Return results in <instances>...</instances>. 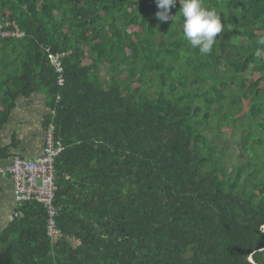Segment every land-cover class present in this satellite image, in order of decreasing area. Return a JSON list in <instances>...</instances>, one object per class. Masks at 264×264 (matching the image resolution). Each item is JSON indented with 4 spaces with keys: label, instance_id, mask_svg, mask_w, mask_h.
Returning <instances> with one entry per match:
<instances>
[{
    "label": "trees",
    "instance_id": "obj_1",
    "mask_svg": "<svg viewBox=\"0 0 264 264\" xmlns=\"http://www.w3.org/2000/svg\"><path fill=\"white\" fill-rule=\"evenodd\" d=\"M203 3L225 25L208 54L179 2L161 23L154 0H0L25 33L0 40V132L43 96V134L64 148L56 243L44 204H15L0 264H264V0ZM44 47L70 53L61 86ZM212 125L240 133L242 166ZM15 135L0 162L24 158Z\"/></svg>",
    "mask_w": 264,
    "mask_h": 264
},
{
    "label": "built area",
    "instance_id": "obj_2",
    "mask_svg": "<svg viewBox=\"0 0 264 264\" xmlns=\"http://www.w3.org/2000/svg\"><path fill=\"white\" fill-rule=\"evenodd\" d=\"M25 33L15 23L5 20L0 21V40L22 39ZM50 55L49 63L54 68L58 78V85L64 82V69L62 61L70 53L52 54L49 47H44ZM59 100V99H58ZM56 128L49 125L44 134L42 154L36 159H26L16 156L7 164L0 166V178H10L13 184L15 204L24 203L44 204L49 210L50 220L48 232L52 243H56L59 231L52 217L55 215L53 203L56 199L58 186L55 179V164L63 152V147L56 141ZM17 217L16 214H14Z\"/></svg>",
    "mask_w": 264,
    "mask_h": 264
},
{
    "label": "crops",
    "instance_id": "obj_3",
    "mask_svg": "<svg viewBox=\"0 0 264 264\" xmlns=\"http://www.w3.org/2000/svg\"><path fill=\"white\" fill-rule=\"evenodd\" d=\"M36 97V96H35ZM33 97V100L19 99L16 109L12 112L8 123L0 132L1 145L7 147L12 142L13 134L16 135L18 143L17 149L12 150V153L21 155L27 159L37 158L44 145V134L42 131V119L44 112V101L40 97ZM35 110H33V108ZM17 114V117L14 114ZM19 127V131L15 130ZM38 129V132H37ZM10 132V133H9ZM4 133L7 137H4ZM39 134L42 140H39ZM9 162H0V166L7 165ZM13 197V185L9 178H0V232L11 223V216L15 209V201ZM9 199V204L7 202Z\"/></svg>",
    "mask_w": 264,
    "mask_h": 264
},
{
    "label": "clouds",
    "instance_id": "obj_4",
    "mask_svg": "<svg viewBox=\"0 0 264 264\" xmlns=\"http://www.w3.org/2000/svg\"><path fill=\"white\" fill-rule=\"evenodd\" d=\"M159 9L155 16L161 23L173 21L177 15H170L171 9L180 4L179 16L182 18L183 38L200 54L211 52L217 36L225 25L215 9L205 7L203 0H154ZM264 43V41H262Z\"/></svg>",
    "mask_w": 264,
    "mask_h": 264
},
{
    "label": "rangeland",
    "instance_id": "obj_5",
    "mask_svg": "<svg viewBox=\"0 0 264 264\" xmlns=\"http://www.w3.org/2000/svg\"><path fill=\"white\" fill-rule=\"evenodd\" d=\"M102 75L105 76L107 75V73L103 71ZM36 97H39V96L36 95ZM36 97H35V100H36ZM40 100H44V97L40 96ZM35 108L36 107H34L33 110H35ZM14 116L17 117V114L15 113ZM15 130L19 131V127L17 126ZM37 132H38V129H37ZM211 133L212 135L210 136V138L214 139L216 143L220 146V148L223 150L225 159L228 162L235 164L236 166H242L243 161L239 158V151H238L240 133L236 132L234 129H231V128H224L222 129V132H221L222 136L220 138H217L218 136L215 133L214 125H212L211 127ZM4 137L6 138L7 134L4 133ZM39 140H42V137L40 136V134H39ZM17 150H20V149H17ZM260 160L262 163H264V156L262 157L261 155ZM11 199H13V197ZM7 202L9 204V199H7ZM191 256H192V252L191 250H189L187 254L185 255V258H190Z\"/></svg>",
    "mask_w": 264,
    "mask_h": 264
}]
</instances>
